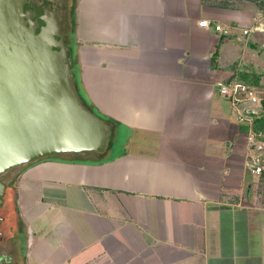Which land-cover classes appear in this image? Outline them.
<instances>
[{"label": "crops", "instance_id": "0c3cea01", "mask_svg": "<svg viewBox=\"0 0 264 264\" xmlns=\"http://www.w3.org/2000/svg\"><path fill=\"white\" fill-rule=\"evenodd\" d=\"M76 11L80 88L112 137L103 153L21 171L26 264H264V173L251 172L249 128L216 85L264 84V0H77Z\"/></svg>", "mask_w": 264, "mask_h": 264}, {"label": "water", "instance_id": "95a60500", "mask_svg": "<svg viewBox=\"0 0 264 264\" xmlns=\"http://www.w3.org/2000/svg\"><path fill=\"white\" fill-rule=\"evenodd\" d=\"M26 1L0 0V176L61 154L103 153L112 137L81 103L64 16L44 10L36 32Z\"/></svg>", "mask_w": 264, "mask_h": 264}, {"label": "flooded vegetation", "instance_id": "af4514ba", "mask_svg": "<svg viewBox=\"0 0 264 264\" xmlns=\"http://www.w3.org/2000/svg\"><path fill=\"white\" fill-rule=\"evenodd\" d=\"M75 1L27 0L24 11L35 13L32 20H37L36 32L43 25L40 17L44 15V10L56 13L59 22H62L61 16H64V43L70 52L69 30L73 22ZM22 169L15 168L0 176V264H26V229L16 205V183Z\"/></svg>", "mask_w": 264, "mask_h": 264}, {"label": "built area", "instance_id": "2783aa9c", "mask_svg": "<svg viewBox=\"0 0 264 264\" xmlns=\"http://www.w3.org/2000/svg\"><path fill=\"white\" fill-rule=\"evenodd\" d=\"M200 27L209 29L206 20L198 23ZM217 32H223L219 25L214 26ZM243 33L246 35L247 30ZM217 88L222 98L228 100L235 110L237 120L245 123L248 128L247 150L250 155L249 168L257 175L264 173V133L256 132L253 129V120L261 112L264 105V98L256 93V88L239 81L229 83L217 82Z\"/></svg>", "mask_w": 264, "mask_h": 264}, {"label": "trees", "instance_id": "16d2710c", "mask_svg": "<svg viewBox=\"0 0 264 264\" xmlns=\"http://www.w3.org/2000/svg\"><path fill=\"white\" fill-rule=\"evenodd\" d=\"M75 4H76V1H75ZM76 21V18H75V11H74V16H73V22L75 23ZM68 56H69V66H70V69L72 71V74H73V77H74V81H75V87L80 95V99H81V103L82 105L90 110L91 112H93L95 115L99 116L101 119L104 120V117L101 116L96 110L95 108L87 101V99L84 97V94L82 93V90L80 88V83H79V80H78V75H77V71H78V68L76 66V57L74 56V53L72 52V50L70 52H68ZM256 75V74H254ZM253 74L249 77H252ZM247 75H243L241 77V80H244L246 79ZM257 77V80H259V77L258 75H256ZM255 76H253V78H256ZM246 83V82H244ZM246 84H249V83H246ZM251 86H255V85H252V84H249ZM257 87V86H255ZM253 129L254 131L256 132H261V133H264V106L261 110V112L258 114V116H256L253 120Z\"/></svg>", "mask_w": 264, "mask_h": 264}, {"label": "rangeland", "instance_id": "374dc122", "mask_svg": "<svg viewBox=\"0 0 264 264\" xmlns=\"http://www.w3.org/2000/svg\"><path fill=\"white\" fill-rule=\"evenodd\" d=\"M76 4H77V0H76ZM76 4L74 5V6H75V10H74V11H75V18H76V14H77V11H76ZM75 28H76V22H75V23L72 22V25H71L70 30H69V39H70L71 45H72V42H73V37H74V33H75ZM246 75H247V77H246V79L244 80V82L249 83V84H252V85H255V86L259 87L260 89L264 90V84L260 83L259 80H257L256 75L253 74V76H255L256 78H253V76H252V77H249V76H251L252 74H246ZM260 92H263V93H264V91H261V90H260ZM260 97L263 98V97H264V94H263L262 96L260 95ZM115 147H116V149H114V152H115V153L118 152L119 149H121V148H120V145H118V147H117V146H115ZM58 156H59V155H58ZM58 156H56V157H58ZM56 157H54V158H56ZM66 157H71V156L67 155ZM73 157H74V156H73ZM77 157H78V156H77ZM54 158H52V159H54Z\"/></svg>", "mask_w": 264, "mask_h": 264}]
</instances>
